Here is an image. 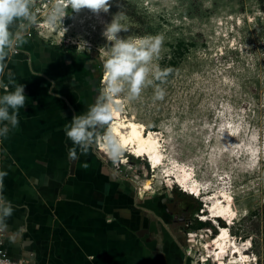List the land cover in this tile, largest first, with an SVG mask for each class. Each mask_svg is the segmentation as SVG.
Returning <instances> with one entry per match:
<instances>
[{
  "label": "rangeland",
  "instance_id": "1",
  "mask_svg": "<svg viewBox=\"0 0 264 264\" xmlns=\"http://www.w3.org/2000/svg\"><path fill=\"white\" fill-rule=\"evenodd\" d=\"M107 2V11L69 8L53 26L45 19L50 0H35L37 20L29 27L48 41L92 55L100 72L99 87L105 45L110 43L102 31L115 13H121V22L128 26L119 33L122 37L162 33L156 62L171 71L143 87L134 99L115 97L118 107L112 117H132L158 131L167 162L175 160L191 170L202 193L191 194L178 183L165 182L162 175L153 176L156 172L145 157L98 149L143 196L160 194L177 208L188 264H241L228 263L227 252L215 261L209 251L216 225H225L227 219L207 215L203 197L208 191H226L235 211L227 225L230 236L237 243L249 239L250 264H264V0ZM157 86L164 90L159 98ZM148 178L152 188L141 191ZM203 213L207 219H201ZM198 220L205 226L191 228Z\"/></svg>",
  "mask_w": 264,
  "mask_h": 264
},
{
  "label": "crops",
  "instance_id": "2",
  "mask_svg": "<svg viewBox=\"0 0 264 264\" xmlns=\"http://www.w3.org/2000/svg\"><path fill=\"white\" fill-rule=\"evenodd\" d=\"M8 69L26 100L18 125L0 138V169L7 171L0 191L13 207L0 218L5 253L34 264H188L173 203L143 196L96 141L87 152L77 147L75 159L67 155L73 145L64 126L100 89L92 55L28 27L5 83Z\"/></svg>",
  "mask_w": 264,
  "mask_h": 264
},
{
  "label": "clouds",
  "instance_id": "3",
  "mask_svg": "<svg viewBox=\"0 0 264 264\" xmlns=\"http://www.w3.org/2000/svg\"><path fill=\"white\" fill-rule=\"evenodd\" d=\"M35 0H0V138H6L10 128L18 123V111L25 104L26 95L24 85L13 80V73L7 70V63L12 54L19 50L25 40V31L37 20L33 10ZM82 6L93 11H107V0H50L45 12V19L49 25H56L69 8L79 10ZM15 23L14 27L13 22ZM122 14L115 13L103 28L102 34L106 38L105 54L102 60L101 87L93 103L82 112L74 113L70 121L64 126V134L72 141L68 149V157L75 159L77 147L81 152H87L97 139V131L104 128L101 143L108 152L117 155L122 151L119 138L110 127H106L112 119L113 111L118 107L115 97L125 95L129 100L138 97L146 85L154 81L163 80L171 71L170 67H161L156 59L160 56L164 42L162 33L129 34L120 36L122 30L128 26L122 23ZM9 83L14 87L9 89ZM164 90L157 86L156 97H161ZM4 151V149H0ZM7 175L5 169H0V190L3 189V177ZM13 207L0 191V218L12 213Z\"/></svg>",
  "mask_w": 264,
  "mask_h": 264
},
{
  "label": "bare ground",
  "instance_id": "4",
  "mask_svg": "<svg viewBox=\"0 0 264 264\" xmlns=\"http://www.w3.org/2000/svg\"><path fill=\"white\" fill-rule=\"evenodd\" d=\"M113 112H117V107ZM107 127L111 128L113 134L119 138L120 143L127 139V144L123 146L122 151H128L137 157L146 158L150 167L156 172L153 176L162 175L165 182L178 183L183 190L191 194L200 195L202 193L199 182L191 170L185 169L184 166H179L175 160H171L170 163L167 162L169 158L165 154L158 131L146 129L143 123L125 115L113 116ZM98 144L101 149L108 152L100 140ZM151 188V178H148L141 184L140 190H149ZM203 199L205 201L204 207L209 212L207 215L212 217L213 220L216 217H225L227 219L226 224L220 225V228L212 237L213 247L209 251L213 259L218 261L227 252L226 254L229 256L228 263L250 264L252 259L249 258L247 253L250 240L246 239L237 243L230 236L228 230L227 225L232 223L235 211L230 209V198L226 191H208ZM207 217L204 214L201 219H207ZM235 259L237 260L235 261Z\"/></svg>",
  "mask_w": 264,
  "mask_h": 264
},
{
  "label": "built area",
  "instance_id": "5",
  "mask_svg": "<svg viewBox=\"0 0 264 264\" xmlns=\"http://www.w3.org/2000/svg\"><path fill=\"white\" fill-rule=\"evenodd\" d=\"M97 138H98V140L96 142V147L98 148L99 147L98 142L100 140L99 139L100 135H98ZM113 170L118 175H122L121 174V170L119 169L118 165L113 166ZM3 242H4V230L0 226V264H34V263L30 262L29 260L24 259V258H12V257L8 256L5 253V250H4V247H3Z\"/></svg>",
  "mask_w": 264,
  "mask_h": 264
},
{
  "label": "trees",
  "instance_id": "6",
  "mask_svg": "<svg viewBox=\"0 0 264 264\" xmlns=\"http://www.w3.org/2000/svg\"><path fill=\"white\" fill-rule=\"evenodd\" d=\"M102 130H105L104 128H102ZM222 223V225H223V222H221ZM203 226H205V223L203 222V221H200V220H198L197 222H194L193 224H191V228H201V227H203Z\"/></svg>",
  "mask_w": 264,
  "mask_h": 264
},
{
  "label": "snow or ice",
  "instance_id": "7",
  "mask_svg": "<svg viewBox=\"0 0 264 264\" xmlns=\"http://www.w3.org/2000/svg\"><path fill=\"white\" fill-rule=\"evenodd\" d=\"M126 144H127V139H125V140L121 143L122 147L125 146Z\"/></svg>",
  "mask_w": 264,
  "mask_h": 264
},
{
  "label": "flooded vegetation",
  "instance_id": "8",
  "mask_svg": "<svg viewBox=\"0 0 264 264\" xmlns=\"http://www.w3.org/2000/svg\"><path fill=\"white\" fill-rule=\"evenodd\" d=\"M167 202H168L169 204H172V202L169 201V200H168ZM177 218L183 220V218H182L181 216H177Z\"/></svg>",
  "mask_w": 264,
  "mask_h": 264
}]
</instances>
